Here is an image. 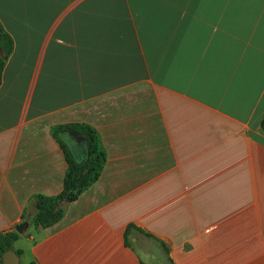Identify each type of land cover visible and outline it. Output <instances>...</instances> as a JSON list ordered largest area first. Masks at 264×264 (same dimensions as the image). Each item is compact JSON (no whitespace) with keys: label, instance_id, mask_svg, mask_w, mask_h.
<instances>
[{"label":"crops","instance_id":"crops-1","mask_svg":"<svg viewBox=\"0 0 264 264\" xmlns=\"http://www.w3.org/2000/svg\"><path fill=\"white\" fill-rule=\"evenodd\" d=\"M0 23V234L63 193L59 128L106 155L20 264H153L129 226L172 264H264V0H0Z\"/></svg>","mask_w":264,"mask_h":264},{"label":"trees","instance_id":"trees-1","mask_svg":"<svg viewBox=\"0 0 264 264\" xmlns=\"http://www.w3.org/2000/svg\"><path fill=\"white\" fill-rule=\"evenodd\" d=\"M13 49L14 43L12 38L6 33L0 23V52L2 53H0V87L2 85L6 62L13 53ZM61 132H73L78 137L87 140L88 150L86 163L83 165L77 164L66 145L64 146L69 171L65 178L63 193L58 197L37 196L31 206L33 212L32 223L44 229L52 228L61 221L63 213L57 210L61 201H77L86 190L98 182L106 163V155L100 147L96 132L92 128L85 125H72L59 128L56 134ZM79 183H81V186L75 192L74 189L78 187ZM19 238L20 236L16 232L0 234V264H3V255L14 249L13 246ZM18 255L21 254L18 253Z\"/></svg>","mask_w":264,"mask_h":264},{"label":"rangeland","instance_id":"rangeland-1","mask_svg":"<svg viewBox=\"0 0 264 264\" xmlns=\"http://www.w3.org/2000/svg\"><path fill=\"white\" fill-rule=\"evenodd\" d=\"M79 165H83V164H79ZM79 186H81V183H79L78 187H76L74 189L75 192L78 190L77 188H79ZM61 202H68V201L63 200ZM70 203H73V202H70ZM57 210L61 211L63 213L62 215L64 216V212L62 210H60L59 206H58ZM62 219H63V217H62ZM32 220L29 222H28V220H26L25 223H28V227L26 228V231L23 234L28 233L31 225L34 226L35 228H42L41 226H35L32 223ZM42 229H44V228H42ZM44 230H48V229H44ZM16 233H17V231H16ZM17 234L19 236L23 235V234H19V233H17ZM129 240L131 241L130 243H129ZM125 242H126V246H128V247L133 246L134 249L139 251L142 256H143V252H147L150 255L154 256L155 259H153V260H154V263H156V264H172L170 259H168V257H167L168 256L167 255V252H168L167 248L162 243H160L158 240H156L152 235H149V234L145 233L144 231L139 230L135 226H129L128 227V229L126 231V235H125Z\"/></svg>","mask_w":264,"mask_h":264},{"label":"water","instance_id":"water-1","mask_svg":"<svg viewBox=\"0 0 264 264\" xmlns=\"http://www.w3.org/2000/svg\"><path fill=\"white\" fill-rule=\"evenodd\" d=\"M69 136L76 137V134L71 132L69 133ZM80 140L85 142L86 152H87L88 150L87 140L85 138H80ZM85 163H86V159L82 162H79L78 164H85ZM32 219H33V215H30L28 217V222L31 221ZM27 227H28V223L21 224L16 228V231L19 234H23L26 231ZM3 264H20V257L16 254L14 250L8 251L3 255Z\"/></svg>","mask_w":264,"mask_h":264},{"label":"flooded vegetation","instance_id":"flooded-vegetation-1","mask_svg":"<svg viewBox=\"0 0 264 264\" xmlns=\"http://www.w3.org/2000/svg\"><path fill=\"white\" fill-rule=\"evenodd\" d=\"M65 142L70 154L72 152L71 156L73 157L74 161L78 163L85 160V158L87 157V152L85 149L84 141H81L80 139L77 140V138H71L68 135L66 136Z\"/></svg>","mask_w":264,"mask_h":264}]
</instances>
